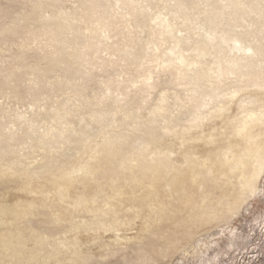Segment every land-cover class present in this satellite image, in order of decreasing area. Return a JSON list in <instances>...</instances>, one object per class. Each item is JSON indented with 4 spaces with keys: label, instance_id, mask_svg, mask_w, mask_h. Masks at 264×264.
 Instances as JSON below:
<instances>
[{
    "label": "bare ground",
    "instance_id": "1",
    "mask_svg": "<svg viewBox=\"0 0 264 264\" xmlns=\"http://www.w3.org/2000/svg\"><path fill=\"white\" fill-rule=\"evenodd\" d=\"M263 179L264 0H0V264L162 260Z\"/></svg>",
    "mask_w": 264,
    "mask_h": 264
},
{
    "label": "rangeland",
    "instance_id": "2",
    "mask_svg": "<svg viewBox=\"0 0 264 264\" xmlns=\"http://www.w3.org/2000/svg\"><path fill=\"white\" fill-rule=\"evenodd\" d=\"M126 256L135 260L130 253ZM100 263L123 264L120 256ZM149 264H264V199L250 201L228 224L199 231L172 256Z\"/></svg>",
    "mask_w": 264,
    "mask_h": 264
}]
</instances>
